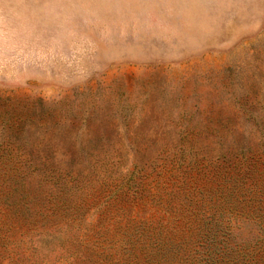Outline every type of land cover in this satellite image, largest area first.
Segmentation results:
<instances>
[{
  "label": "rangeland",
  "instance_id": "rangeland-1",
  "mask_svg": "<svg viewBox=\"0 0 264 264\" xmlns=\"http://www.w3.org/2000/svg\"><path fill=\"white\" fill-rule=\"evenodd\" d=\"M0 264H264V0H0Z\"/></svg>",
  "mask_w": 264,
  "mask_h": 264
}]
</instances>
